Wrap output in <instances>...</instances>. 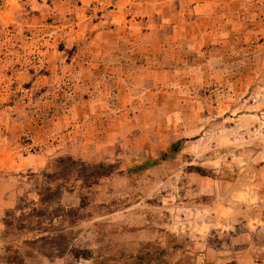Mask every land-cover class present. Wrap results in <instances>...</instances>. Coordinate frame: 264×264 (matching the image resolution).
Segmentation results:
<instances>
[{
	"label": "rangeland",
	"instance_id": "374dc122",
	"mask_svg": "<svg viewBox=\"0 0 264 264\" xmlns=\"http://www.w3.org/2000/svg\"><path fill=\"white\" fill-rule=\"evenodd\" d=\"M0 264H264V0H0Z\"/></svg>",
	"mask_w": 264,
	"mask_h": 264
}]
</instances>
